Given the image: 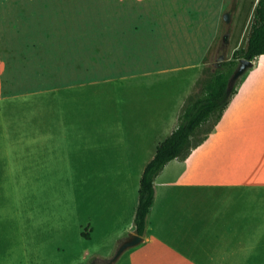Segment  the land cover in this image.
<instances>
[{
    "label": "crops",
    "instance_id": "0c3cea01",
    "mask_svg": "<svg viewBox=\"0 0 264 264\" xmlns=\"http://www.w3.org/2000/svg\"><path fill=\"white\" fill-rule=\"evenodd\" d=\"M184 21L198 24L190 16ZM215 29L198 48L204 33L196 25L190 36L198 48L197 60L180 65L170 44L155 39L157 33L148 27L145 34H137V41L121 42L117 51L125 57L114 55L104 64L111 75L78 82L69 73L68 79L35 91L30 107L23 110L15 104L25 95L4 88L6 63L1 56L0 187L23 181L25 158L37 177L33 182H55V160H61V168L67 158L77 163L94 158V175L80 179L81 210L95 214L96 230L106 223L107 242L115 241V249L134 232L140 174L158 142L175 127L185 97L208 63L205 55L216 41ZM246 39L226 49L225 59L245 47ZM71 67L65 63L64 70ZM189 69L181 79L164 77ZM103 83H112L109 98L78 93V88ZM234 88L206 139L184 160L168 161L155 176L142 241L119 264H264V54L252 60ZM99 98L110 103L106 112L93 105ZM93 231L86 219L77 234L91 239ZM104 256L95 252L91 257Z\"/></svg>",
    "mask_w": 264,
    "mask_h": 264
},
{
    "label": "rangeland",
    "instance_id": "374dc122",
    "mask_svg": "<svg viewBox=\"0 0 264 264\" xmlns=\"http://www.w3.org/2000/svg\"><path fill=\"white\" fill-rule=\"evenodd\" d=\"M255 3V0H0V57L6 63L3 85L7 93L25 95L15 104L18 110H23L24 106L30 107L35 91L46 89L53 80L68 79L69 73L78 82L106 77L112 71L104 68V64L114 55L125 57L117 51L121 42L137 41V34H145L148 27L157 33L155 39L170 44V51L176 54L175 63L180 65L197 60V49L216 28V41L205 55L208 62L205 66L214 67L221 63L219 57L227 58L226 49L237 41L240 45L247 36ZM189 16L198 24L190 21L187 24L184 18ZM196 25L204 33L198 40V48L193 47L194 39L190 36ZM227 34L230 37L226 41ZM68 62L72 67L65 71ZM188 73L190 69L164 77L181 79ZM77 90L79 94L109 98L112 83ZM96 103L93 105L105 112L110 108L104 98ZM89 141L94 154L92 135ZM80 160L83 161L77 163L76 158H67L61 168L58 164L61 160H55L58 171L51 178L57 180L33 182L37 177L31 172L30 158H25L24 178L19 177L23 181L2 184L0 190L5 197H0V264H98L91 257L93 253L106 255L101 259L112 256L115 241L107 242L106 223L96 230L95 214L84 215L81 210L80 179L85 174L94 175L96 165L94 158L89 157L87 162ZM86 219L94 227L91 239L77 234ZM119 229L114 226V230ZM127 250L113 264L124 260Z\"/></svg>",
    "mask_w": 264,
    "mask_h": 264
},
{
    "label": "trees",
    "instance_id": "16d2710c",
    "mask_svg": "<svg viewBox=\"0 0 264 264\" xmlns=\"http://www.w3.org/2000/svg\"><path fill=\"white\" fill-rule=\"evenodd\" d=\"M262 54L264 0H257L245 47L235 49L230 59L218 62L214 67L203 66L179 109L175 127L167 137L158 142L152 158L145 164L139 177L138 201L133 217L135 234H144L146 216L154 196L155 176L171 159L184 160L213 131L235 91L233 87L228 94L226 84L238 60L244 58L252 61Z\"/></svg>",
    "mask_w": 264,
    "mask_h": 264
},
{
    "label": "water",
    "instance_id": "95a60500",
    "mask_svg": "<svg viewBox=\"0 0 264 264\" xmlns=\"http://www.w3.org/2000/svg\"><path fill=\"white\" fill-rule=\"evenodd\" d=\"M226 18V16H224ZM252 66V61L244 58L238 60V64L235 66L230 76L228 77L226 84V91L228 94L231 93L236 81L239 77ZM142 241V237L135 234L134 232L128 233L119 244L116 246L112 256L106 259H97L98 264H113L120 255L127 249L136 246Z\"/></svg>",
    "mask_w": 264,
    "mask_h": 264
}]
</instances>
